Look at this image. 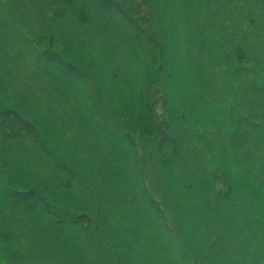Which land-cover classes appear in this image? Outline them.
Returning <instances> with one entry per match:
<instances>
[{
	"label": "trees",
	"instance_id": "16d2710c",
	"mask_svg": "<svg viewBox=\"0 0 264 264\" xmlns=\"http://www.w3.org/2000/svg\"><path fill=\"white\" fill-rule=\"evenodd\" d=\"M2 10L0 264H264V0Z\"/></svg>",
	"mask_w": 264,
	"mask_h": 264
},
{
	"label": "rangeland",
	"instance_id": "374dc122",
	"mask_svg": "<svg viewBox=\"0 0 264 264\" xmlns=\"http://www.w3.org/2000/svg\"><path fill=\"white\" fill-rule=\"evenodd\" d=\"M12 3H13V0H0V21L2 20V17H6V16H9V14L8 13H6V14H4L3 15V10H2V8H5V7H10V5H12ZM15 17H18V15H16ZM159 221H160V219H159ZM162 224V221H160V223L159 224H157V225H161ZM153 232H155L154 233V235L156 236V235H160V234H163L164 233V229H163V226L162 227H156L155 229H153L152 230ZM168 235V233L167 234H165V237ZM2 242L0 241V244H1ZM35 246V245H34ZM34 248L35 249H37V248H39V247H31V249L32 250H34ZM139 257H143L144 256V261L146 262V264H150V260H154V261H156L157 260V257H154V256H149V254H153V252L152 251H149L148 250V252H147V250H145V249H142L141 251H140V249L138 248V250H137V253H136ZM157 254L155 253V256H156ZM170 252H169V257H168V260L170 261ZM160 261V260H159ZM161 262V261H160Z\"/></svg>",
	"mask_w": 264,
	"mask_h": 264
}]
</instances>
